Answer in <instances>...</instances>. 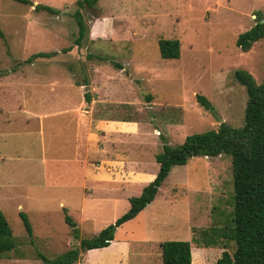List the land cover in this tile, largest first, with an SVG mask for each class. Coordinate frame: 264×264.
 <instances>
[{"label": "rangeland", "instance_id": "374dc122", "mask_svg": "<svg viewBox=\"0 0 264 264\" xmlns=\"http://www.w3.org/2000/svg\"><path fill=\"white\" fill-rule=\"evenodd\" d=\"M28 1L0 0V210L16 242L0 264H40L38 253L52 258L79 246L65 214L80 238L114 223L153 180L164 142L217 129L219 118L243 125L247 93L237 70L257 83L264 77V38L248 51L236 44L264 19V0H98L83 9L78 0ZM77 10L87 25L80 41ZM160 38L180 41L179 58L160 57ZM85 138L125 145L126 163L140 161L135 169L147 174L94 182L83 163L100 157L86 153ZM232 195L229 155L192 157L171 168L155 199L116 229L109 246L86 250L74 264H163L165 240L190 241L193 264H215L224 248L201 246L199 234L222 226Z\"/></svg>", "mask_w": 264, "mask_h": 264}, {"label": "trees", "instance_id": "16d2710c", "mask_svg": "<svg viewBox=\"0 0 264 264\" xmlns=\"http://www.w3.org/2000/svg\"><path fill=\"white\" fill-rule=\"evenodd\" d=\"M17 1L30 3L28 0ZM97 1L78 0L77 3L83 9L94 7ZM35 10L57 13L53 7L43 4H37ZM73 16L78 29L77 41H80L85 36L87 25L79 10ZM261 38H264V22L258 19L250 29L238 35L236 44L242 51H248ZM158 49L161 58L177 59L180 56V41L160 38ZM37 55L47 56L49 53L39 52ZM235 77L245 86L247 93L243 125L234 127L223 121L217 129L186 136L182 143L172 145L164 142L161 151L155 154L159 168L154 179L142 188L139 195L128 199L129 208L124 214L89 238H80L77 223L65 214V221L72 227L74 237L79 239V246L52 258L38 253L40 264H74L86 250L109 246L116 229L135 218L155 199L171 168L184 165L190 158L200 155H229L233 174L231 210L222 226L200 230L199 238L205 241L201 246L221 245L224 248L215 264H264V77L257 83L246 70H237ZM85 100L91 101L89 92L85 93ZM196 100L204 108L212 109L206 96L196 94ZM63 210L66 212L65 207ZM20 216L26 230L31 233L27 216L23 213ZM210 231L214 232V236L209 234ZM229 245H232L231 252ZM160 246L163 264H193L190 241L165 240ZM15 247L12 229L0 210V257Z\"/></svg>", "mask_w": 264, "mask_h": 264}, {"label": "crops", "instance_id": "0c3cea01", "mask_svg": "<svg viewBox=\"0 0 264 264\" xmlns=\"http://www.w3.org/2000/svg\"><path fill=\"white\" fill-rule=\"evenodd\" d=\"M108 121L113 126L118 125L120 123L118 122V120H113V119H108ZM104 123L105 122L103 118L100 124H104ZM101 126L102 125H99L98 130L101 134L100 136L103 137L107 131L103 129V126L102 127ZM86 127L87 126H85V129ZM124 146L125 145H110V146L109 145H90V143L86 142V138H85L84 147H85L86 153L90 156L92 154L91 152L94 151V154H96L95 156L100 157V161H98L97 163H93L91 166L88 165L89 161L87 163H83V165L85 166V176L92 179L94 182L98 184L107 183L109 182L110 179H114L116 176L122 177V174L124 173L123 175H125L126 171H127V174L129 175L128 179L132 182L138 180L137 178L139 176H145L147 174L145 170L139 171L135 169V167H138V163H140V161L132 160V162L126 163L125 158H126L127 150L125 149ZM139 146L140 145H137L136 149H139ZM88 157H86V159ZM158 168H159V165H158ZM120 239L123 240L122 238ZM111 243L112 241L110 242V244Z\"/></svg>", "mask_w": 264, "mask_h": 264}, {"label": "water", "instance_id": "95a60500", "mask_svg": "<svg viewBox=\"0 0 264 264\" xmlns=\"http://www.w3.org/2000/svg\"><path fill=\"white\" fill-rule=\"evenodd\" d=\"M261 22H264V19L261 20ZM220 123L223 122L221 118H219Z\"/></svg>", "mask_w": 264, "mask_h": 264}]
</instances>
